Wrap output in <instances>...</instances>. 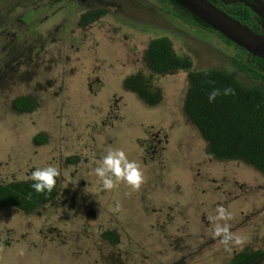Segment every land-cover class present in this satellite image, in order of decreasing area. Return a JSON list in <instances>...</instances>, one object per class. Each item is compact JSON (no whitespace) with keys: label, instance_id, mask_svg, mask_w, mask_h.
Segmentation results:
<instances>
[{"label":"rangeland","instance_id":"rangeland-1","mask_svg":"<svg viewBox=\"0 0 264 264\" xmlns=\"http://www.w3.org/2000/svg\"><path fill=\"white\" fill-rule=\"evenodd\" d=\"M14 1L0 2V49L8 57L0 65V182L30 179L47 166L60 175L57 195L36 212L0 206V264H223L245 249L262 251L264 264V176L243 161L209 155L182 109L187 74L154 77L162 97L153 108L123 83L145 69L143 54L155 37L190 53L194 70L236 72L231 59L242 53L160 10L156 0H119L126 17L116 35L106 18L87 40L35 43L33 32L15 37L10 28ZM240 80L255 84L244 73ZM26 95L34 111L15 112L11 102ZM109 148L140 163L146 180L138 192L125 183L103 189L94 168ZM219 206L244 240L230 250L213 235ZM104 231L116 232L119 243L104 241Z\"/></svg>","mask_w":264,"mask_h":264},{"label":"trees","instance_id":"trees-1","mask_svg":"<svg viewBox=\"0 0 264 264\" xmlns=\"http://www.w3.org/2000/svg\"><path fill=\"white\" fill-rule=\"evenodd\" d=\"M156 2L162 4L163 9L160 10L172 14H176L174 8H177L186 22L195 26L196 30L204 27L206 31H215L172 0H156ZM167 3L174 8L166 7ZM23 17L25 16L11 19L9 26L15 37L17 33L23 36L34 28V24L30 25L29 19L25 21ZM3 28L8 30L7 26ZM217 34L224 43L233 44L237 50L240 49L224 35L218 32ZM13 42L14 40H9L8 44L4 45H11ZM4 50L0 49V53L2 54ZM189 54H179L166 36L152 38L148 41L142 58L144 71L127 76L123 81L124 88L134 93L146 106L153 108L161 102L162 97V91L154 83V77L168 76L180 71L186 73L188 85L182 109L205 138L209 155L219 160L243 161L264 176L263 87L246 85L230 71L217 68L194 70ZM7 58L3 54L0 55L1 66H7ZM232 61L235 65L239 64L241 70L252 75L253 79H259L264 83L262 59L251 55L249 61H244L234 55ZM225 89H232L234 95H224ZM213 90H219L220 95L210 103L208 96ZM11 107L18 113H31L36 107V102L31 96L26 95L15 98L11 102ZM35 140L41 143L44 142L45 137L40 134ZM32 183L34 181L31 179L0 182V206H14L31 214L57 195V185L51 193L39 194L31 187ZM100 237L110 245L119 243V235L114 231H104ZM262 259V251L245 249L223 264H262Z\"/></svg>","mask_w":264,"mask_h":264},{"label":"flooded vegetation","instance_id":"flooded-vegetation-1","mask_svg":"<svg viewBox=\"0 0 264 264\" xmlns=\"http://www.w3.org/2000/svg\"><path fill=\"white\" fill-rule=\"evenodd\" d=\"M2 1L3 0H0V2ZM204 1L230 18L238 21L252 32L264 36V0ZM12 5L13 7L8 8L12 10L10 12L17 11L13 17L25 16L28 18L30 25L34 24L33 29H36V31H33V29L30 31L34 33L31 40L35 43L41 44H48L50 42L54 44L71 42L74 44L75 38H81V41L87 40L90 37L88 31L91 29V26L104 23L106 18L112 20L111 28L109 26V32L116 35L121 27L118 20L121 21V17H126V13L122 8V4L119 3V0H15ZM21 9H23L22 14L18 13L21 12ZM34 11L37 13L34 14ZM174 11L176 12L175 15L178 14V17L183 16L177 8H174ZM40 16L41 18H39ZM195 17L198 18L197 16ZM182 18L185 22L187 21L185 17ZM128 20H130L129 16L127 18V21ZM49 21H52V24L44 30L43 25ZM8 22L10 25L11 20ZM38 25L39 30L37 29ZM6 26L7 24L3 27ZM200 29L205 31L208 36L213 33L220 38L216 30L209 32L206 31L204 27H200ZM77 30H83V35H77ZM123 38L125 39V37ZM227 45H232L235 48L233 44ZM44 48L45 46L41 48V53H44ZM239 51L242 54L236 56L242 58L244 61L250 60L252 54L242 48H240ZM231 60H233V57ZM233 65L237 67V69L235 70L236 72L233 71L232 74L239 81H241L240 75L244 73L248 77L250 76L251 82L255 83L254 85H261L264 89V83H262V81L259 79H253L252 75L247 74L244 70L239 68V64L235 65L233 63ZM254 67L255 66H253V68Z\"/></svg>","mask_w":264,"mask_h":264},{"label":"clouds","instance_id":"clouds-1","mask_svg":"<svg viewBox=\"0 0 264 264\" xmlns=\"http://www.w3.org/2000/svg\"><path fill=\"white\" fill-rule=\"evenodd\" d=\"M234 95L232 89H225L224 95ZM220 95L219 90H213L209 96V102H214L216 97ZM94 174L99 178L102 187L106 191H111L119 186L120 183L127 184L134 192H138L145 183V175L142 171L140 163L130 161L122 149L109 148L106 154L97 161V166L94 168ZM60 175V171L55 166H47L43 169H36L32 172L30 179L34 181L31 187L36 193H51L56 186V178ZM121 206L116 204L114 211L119 212ZM217 215L212 217L217 221L214 226V237L220 238V243L225 246L226 250H230V246L234 243L242 245L243 238L236 236L231 232V225L228 221L233 219L231 212L223 206L216 208ZM223 221L224 223H220Z\"/></svg>","mask_w":264,"mask_h":264},{"label":"water","instance_id":"water-1","mask_svg":"<svg viewBox=\"0 0 264 264\" xmlns=\"http://www.w3.org/2000/svg\"><path fill=\"white\" fill-rule=\"evenodd\" d=\"M172 1L197 16L240 48L264 61V36L252 32L204 0Z\"/></svg>","mask_w":264,"mask_h":264}]
</instances>
